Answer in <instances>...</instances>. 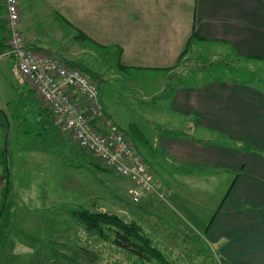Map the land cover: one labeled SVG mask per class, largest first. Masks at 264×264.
Here are the masks:
<instances>
[{
    "label": "crops",
    "instance_id": "crops-1",
    "mask_svg": "<svg viewBox=\"0 0 264 264\" xmlns=\"http://www.w3.org/2000/svg\"><path fill=\"white\" fill-rule=\"evenodd\" d=\"M29 3L38 5L35 7L38 11L49 13L48 28L57 25L43 35L34 25L25 24L20 14L24 41L38 55L63 56L82 42L77 40L80 32L101 50H121L119 65L124 73H165L170 78L178 73L180 58L188 47L189 54L197 57L200 47L205 44L227 48L245 59L264 61V0H29ZM69 31H73L74 37L66 36ZM9 37L7 12L4 1L0 0V52L7 49ZM9 60L18 87L23 90L21 94L37 106L41 117L37 125H42L43 129L51 128L55 141H62L61 147L72 156V161L68 158L72 163L68 165L69 177L61 186V195H65L52 197L47 209L43 204L44 184L39 189L37 184L34 190L32 176L29 185L23 180L26 172L30 174L28 166H10L8 206L0 221V249L3 252L10 242L11 220L22 221L20 226L29 228L39 218L43 225L46 220L54 222L60 212L51 217L46 215L61 210L60 207H65L64 212L66 209L70 213L76 211V177L83 176L87 180L83 181L88 184L84 188L86 199L106 202L110 189L106 180L99 178L105 171L96 168L95 158L90 154L91 157L77 156L79 147L73 136L57 124V118L48 109L38 107L37 93L19 74L15 62ZM65 60L64 57L62 61ZM1 66L0 75H3ZM19 82H25L28 90ZM208 88H177L174 113L194 118L186 126L185 133L193 134L198 129L204 135L206 130L218 132L230 141L229 144H211L213 141L208 135L203 139L177 132L170 135L163 127L160 131L150 130L138 136L140 145L137 148L156 177L159 191L167 195L170 207L173 204L176 209L193 216L188 220L190 226H184L185 229H195L199 235L203 233L206 241L218 248L225 264H264V156L239 150L250 146L264 151V92L244 90L230 83H211ZM255 98L260 103L257 104ZM77 164L83 165L78 168ZM233 171L240 174L232 176ZM33 173L38 171L32 169ZM222 176L228 179V193L222 208L218 202L213 205L210 212L218 214L207 225L195 212L204 210L200 207L202 204L190 202L187 193L192 189L206 191L210 188L206 181H214L216 177L220 180ZM39 197L42 198L40 205ZM144 198H147L145 206L169 210V206L156 203V195ZM43 240L44 237L37 239V243Z\"/></svg>",
    "mask_w": 264,
    "mask_h": 264
},
{
    "label": "rangeland",
    "instance_id": "rangeland-1",
    "mask_svg": "<svg viewBox=\"0 0 264 264\" xmlns=\"http://www.w3.org/2000/svg\"><path fill=\"white\" fill-rule=\"evenodd\" d=\"M18 5L25 24L34 25L43 35L53 30V27H57L56 24L52 25V29L47 27L51 17L46 11L36 10L35 7H39L38 5L30 4L29 0H18ZM67 35L70 36L69 38L74 37L73 31L67 32ZM189 53L187 49L186 55L179 61L178 73L172 74L174 76L171 75L170 78L165 73L140 71L124 73L119 68L117 52L101 50L87 41L76 44L63 56L67 59L66 61L75 62L79 67L95 73H90V76L100 77L101 99L107 117H112L127 136L129 134L126 131L130 126L136 135L146 134L150 130L157 132L164 127L170 135L177 132L182 135L187 134V137L195 136L202 139L208 135L213 141L211 144L225 146L230 141L218 132L206 130L204 135L198 129L197 132H193L196 135L189 131L185 133L186 126L190 121L193 122L194 118L182 117L174 113L173 101L176 90L201 87H206L208 90L211 83H230L241 86L244 90L254 89L264 92V61L245 59L227 48L212 44L202 45L197 57ZM55 56L61 61L64 58L62 55L55 54ZM3 61L6 64L2 65ZM10 61L9 59L0 61L4 73L0 75V112L10 125L8 144L10 166H16V164L28 166L30 174L26 172L23 180L26 185H29L32 176L34 190L37 189V184H39L38 189L42 187V183L44 184L45 202L43 204L47 209L53 198L65 195H61V186L69 177L68 165L72 162L68 158L70 157L72 161V156H69L66 149L61 147L62 141H55V134L51 128L43 129L42 125H37L38 118H41L37 106L21 94L23 90L18 87ZM24 80L32 86L27 79ZM19 83L23 89L24 87L27 89L25 82ZM32 88L34 89L33 86ZM255 99L257 104L260 103L258 98ZM36 103L41 109H47L44 108L45 105L41 99H38ZM226 129L229 130V128ZM27 132L42 136L29 137L30 135L25 134ZM4 141V131L0 129V151L3 150ZM231 144L234 146V143ZM79 148L77 149L78 157H91ZM239 150L264 156V151L250 146ZM140 155L143 157L142 154ZM93 162L100 164L96 159H93ZM81 165L83 164H77L78 168ZM10 169L12 170V167ZM32 169L38 173L31 174ZM230 174L238 176L240 172L233 171ZM99 178L106 180L109 184L108 200L101 202L96 198L86 199L84 188L88 184L83 181L87 180L83 176H78L76 177L78 182L76 210L86 209L91 213L116 215L125 222L137 223L144 235L151 240L153 247L169 264H225L219 255L218 248L215 249L216 247L207 240L208 243L203 233L199 235L195 229H185L187 225L190 226L188 220L193 216H189L181 209H176L173 204L170 207L165 193L158 190L159 194L152 195L158 198L156 203L169 206V210H164L161 206H145L144 202L147 198L144 197L140 204L134 205L132 192L135 186L129 180L112 172H102ZM226 183L228 179L224 176L220 177V180L216 177L214 181H206V186H210L209 189L206 188V191L188 190L187 199L190 202L202 204L200 207L204 210L195 212L198 217L205 219L207 225L213 220L214 215L218 214V212H210L214 208L213 205L218 202V206L222 208L229 188ZM40 197L39 205L40 202L42 204ZM73 207L72 204L71 208ZM60 208L61 210L46 215L51 217L60 212V215L53 220L54 222L46 220L44 225L40 222L41 218L37 223H32L29 228L20 226L22 221L11 220L10 242L6 251L3 249V252L0 249V264H159L157 261L141 262L133 255L117 248L113 243L88 233L74 219L72 212L70 213L67 209L64 212L65 207ZM24 232H27L25 234L28 236L24 235ZM43 237L42 243L41 241L37 243V239L40 240ZM184 241L186 243H183Z\"/></svg>",
    "mask_w": 264,
    "mask_h": 264
},
{
    "label": "built area",
    "instance_id": "built-area-1",
    "mask_svg": "<svg viewBox=\"0 0 264 264\" xmlns=\"http://www.w3.org/2000/svg\"><path fill=\"white\" fill-rule=\"evenodd\" d=\"M3 1L10 37L0 60L8 58L15 62L19 74L31 83L45 108L57 118V124L73 136L82 150L108 171L134 184V205L140 204L146 195L159 194L158 183L134 141L107 117L100 83L79 68L31 51L20 30L18 0ZM4 189L0 164V209Z\"/></svg>",
    "mask_w": 264,
    "mask_h": 264
},
{
    "label": "trees",
    "instance_id": "trees-1",
    "mask_svg": "<svg viewBox=\"0 0 264 264\" xmlns=\"http://www.w3.org/2000/svg\"><path fill=\"white\" fill-rule=\"evenodd\" d=\"M193 37L194 38L196 37L195 34ZM77 40H82L83 42H86V41L90 42L80 32H78L77 34ZM186 53H187V50L181 56L180 61L186 55ZM121 54H122L121 50H119L117 52L118 65H119V58ZM63 62L71 67L79 68L81 71H83L87 75H89L90 73H93L92 71L88 69L79 67L77 63L75 62H70L66 60ZM119 68H121L120 65H119ZM90 77L93 80H96L99 83H101L99 76H97L96 78L92 76ZM0 129L4 131V139H5L6 120L4 119L1 112H0ZM133 131L134 130L132 126H130L126 132L131 136L130 137L128 135L130 139L134 141L136 150L139 152L137 146L139 147L140 144L138 143L137 137L141 136V134L136 135L135 133H133ZM133 134L135 135L136 139ZM0 160H1V167H2L3 174H4V178L6 179L4 147H3V150L0 151ZM95 166L97 169L101 171L110 172L104 167L100 166V164H97ZM5 194H6V186L4 189L3 202H2L1 208L4 205ZM7 206L8 204L6 205V209H7ZM72 216L85 229V231H87L90 234L96 235L98 238L102 239L103 241L113 243V245H115L117 248L122 249L123 251L129 253L130 255H133L141 262L150 263L153 261H157L159 264H169L164 259L162 254L155 247H153L151 240L147 236L144 235V233L142 232V229L137 223L125 222L122 218L116 215L91 213L87 211L86 209H78L72 212Z\"/></svg>",
    "mask_w": 264,
    "mask_h": 264
},
{
    "label": "water",
    "instance_id": "water-1",
    "mask_svg": "<svg viewBox=\"0 0 264 264\" xmlns=\"http://www.w3.org/2000/svg\"><path fill=\"white\" fill-rule=\"evenodd\" d=\"M9 137H10V125L6 119V133H5V141H4V151H5V172H6V194L4 199V205L0 210V221L3 216L5 207L8 202L9 198V192H10V156H9V150H8V144H9Z\"/></svg>",
    "mask_w": 264,
    "mask_h": 264
}]
</instances>
